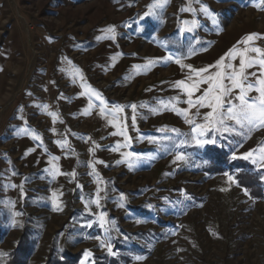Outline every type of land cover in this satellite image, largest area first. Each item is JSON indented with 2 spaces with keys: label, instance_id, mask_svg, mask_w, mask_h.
Here are the masks:
<instances>
[{
  "label": "rangeland",
  "instance_id": "1",
  "mask_svg": "<svg viewBox=\"0 0 264 264\" xmlns=\"http://www.w3.org/2000/svg\"><path fill=\"white\" fill-rule=\"evenodd\" d=\"M248 34L264 0H0V264H264V127L198 145L175 87Z\"/></svg>",
  "mask_w": 264,
  "mask_h": 264
},
{
  "label": "snow or ice",
  "instance_id": "2",
  "mask_svg": "<svg viewBox=\"0 0 264 264\" xmlns=\"http://www.w3.org/2000/svg\"><path fill=\"white\" fill-rule=\"evenodd\" d=\"M163 4H156L154 7H163ZM205 11L207 9H204ZM148 15V13H145ZM195 23V22H193ZM108 31H112L111 28ZM260 38L259 34H248L238 43H243L245 47L241 49L233 48L227 54L226 57H222L215 64L217 71L212 74L208 68H201L194 70L190 68V71H195V74L199 79H193L189 76L186 80L177 81L175 87L182 89L187 95L188 99L186 103L190 108H208L209 111L203 115L204 123H195L191 119H187L186 122L194 124L192 128L193 139H195L198 145L215 143L214 136L216 133L223 135L224 133H237L245 134L251 132L253 129H259L264 127V49L260 47H253L251 43ZM255 53V55H250ZM239 58L238 66H234L231 63H224L225 59ZM167 59H171L168 57ZM177 63H180L178 60ZM250 68L257 69L256 71L248 72ZM207 73V75H204ZM186 81H191L187 83ZM207 84L208 87L202 91V94L198 97L195 96V92L201 91L200 84ZM94 92V90H93ZM254 92L255 95L251 96L249 93ZM94 94L99 97L98 92ZM101 103L104 101L101 98ZM136 106L133 105V113H135ZM107 110L101 109V113L104 114ZM121 109H116V112ZM189 109L185 110L187 113ZM54 115V114H53ZM113 119H116L113 116ZM135 122V115H133V123ZM206 133H212V139H197V137H204ZM120 134H123L121 129ZM39 139V137H33ZM253 156V151H249L244 154V159H248ZM177 160L183 159L182 155H177ZM260 162L264 167V148H261L260 155L257 159L253 160V163ZM56 167L53 165L52 175H56ZM228 180L235 182L234 178L227 173ZM245 190V195H247ZM18 215V213H17ZM100 223L103 226L104 217L101 215ZM103 246V245H102ZM108 251L111 254V245H108ZM4 255V254H0ZM91 255L89 251L84 252V257L87 258ZM141 259V257H137ZM81 264H85L84 260H81Z\"/></svg>",
  "mask_w": 264,
  "mask_h": 264
}]
</instances>
